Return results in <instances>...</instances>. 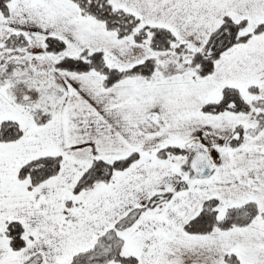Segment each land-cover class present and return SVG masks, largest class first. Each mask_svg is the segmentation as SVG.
<instances>
[{
	"label": "snow or ice",
	"instance_id": "obj_1",
	"mask_svg": "<svg viewBox=\"0 0 264 264\" xmlns=\"http://www.w3.org/2000/svg\"><path fill=\"white\" fill-rule=\"evenodd\" d=\"M0 264H264V0H0Z\"/></svg>",
	"mask_w": 264,
	"mask_h": 264
}]
</instances>
